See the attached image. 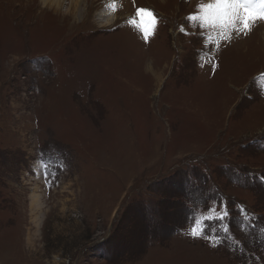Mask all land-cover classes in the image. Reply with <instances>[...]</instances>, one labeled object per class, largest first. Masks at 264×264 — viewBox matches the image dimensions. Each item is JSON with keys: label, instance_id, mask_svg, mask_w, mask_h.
<instances>
[{"label": "rangeland", "instance_id": "rangeland-1", "mask_svg": "<svg viewBox=\"0 0 264 264\" xmlns=\"http://www.w3.org/2000/svg\"><path fill=\"white\" fill-rule=\"evenodd\" d=\"M61 2L0 0V264H264V21Z\"/></svg>", "mask_w": 264, "mask_h": 264}, {"label": "snow or ice", "instance_id": "snow-or-ice-1", "mask_svg": "<svg viewBox=\"0 0 264 264\" xmlns=\"http://www.w3.org/2000/svg\"><path fill=\"white\" fill-rule=\"evenodd\" d=\"M199 7L202 9L200 19L204 23L219 28V38L224 41L231 40L232 32L247 34L253 23L257 20L264 21V0H211L210 3ZM136 16L139 17V21L130 22L138 28L147 42L155 29L156 17L151 10L146 8H137ZM190 18L195 19L196 17ZM217 47H219V41H217ZM191 235L198 236L200 233L193 227Z\"/></svg>", "mask_w": 264, "mask_h": 264}, {"label": "bare ground", "instance_id": "bare-ground-1", "mask_svg": "<svg viewBox=\"0 0 264 264\" xmlns=\"http://www.w3.org/2000/svg\"><path fill=\"white\" fill-rule=\"evenodd\" d=\"M61 1H63V0H40V3L44 6L45 10H49L50 12H54V11L58 12L59 9L61 8L60 7V5L62 4ZM110 1H117V0H110ZM90 2H91V0H68L69 7H67L65 12H64L65 17L74 15L73 13H71V11L74 10L75 8H77V10H79L78 8L82 9V7H84L83 9H85L86 6L88 7ZM114 13L112 14V12H110V13L108 12V14H107L108 18L106 20V23H111L113 20H115L117 18V15Z\"/></svg>", "mask_w": 264, "mask_h": 264}]
</instances>
